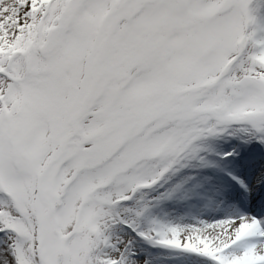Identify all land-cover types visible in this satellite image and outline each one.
<instances>
[{"label":"snow or ice","instance_id":"6c2138e0","mask_svg":"<svg viewBox=\"0 0 264 264\" xmlns=\"http://www.w3.org/2000/svg\"><path fill=\"white\" fill-rule=\"evenodd\" d=\"M0 264H264V0H0Z\"/></svg>","mask_w":264,"mask_h":264}]
</instances>
